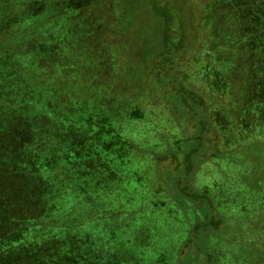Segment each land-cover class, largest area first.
<instances>
[{"label":"trees","instance_id":"1","mask_svg":"<svg viewBox=\"0 0 264 264\" xmlns=\"http://www.w3.org/2000/svg\"><path fill=\"white\" fill-rule=\"evenodd\" d=\"M133 3L0 0V264H264V0Z\"/></svg>","mask_w":264,"mask_h":264},{"label":"rangeland","instance_id":"2","mask_svg":"<svg viewBox=\"0 0 264 264\" xmlns=\"http://www.w3.org/2000/svg\"><path fill=\"white\" fill-rule=\"evenodd\" d=\"M176 6H180L182 4V0H175ZM131 11L134 13H140L139 19L140 22L137 24V29L135 28V34L140 35L138 29L140 28L143 37L147 39L153 38V36L158 31V26L156 22L153 20L150 9L148 8V0H134L133 5L131 6ZM139 43H133L132 45H138Z\"/></svg>","mask_w":264,"mask_h":264}]
</instances>
